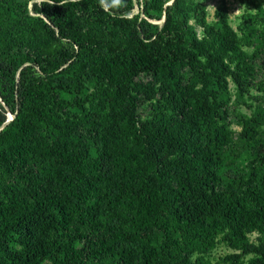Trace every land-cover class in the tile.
<instances>
[{
    "label": "trees",
    "instance_id": "16d2710c",
    "mask_svg": "<svg viewBox=\"0 0 264 264\" xmlns=\"http://www.w3.org/2000/svg\"><path fill=\"white\" fill-rule=\"evenodd\" d=\"M171 1L0 0V264H264V148L228 97L264 71V15Z\"/></svg>",
    "mask_w": 264,
    "mask_h": 264
},
{
    "label": "rangeland",
    "instance_id": "374dc122",
    "mask_svg": "<svg viewBox=\"0 0 264 264\" xmlns=\"http://www.w3.org/2000/svg\"><path fill=\"white\" fill-rule=\"evenodd\" d=\"M201 3L206 10V20L208 25L213 26L217 19L215 13L217 8L225 7L228 13V22L232 30L237 32L238 26H241V17L248 14H257L259 11L264 15V0H196ZM133 7L127 12V16L131 17L133 15L140 13V7L133 0ZM255 6L259 7V10ZM264 20V18L262 19ZM151 25L161 26L160 21H151ZM258 25H264V22L258 21ZM200 34V30L198 32ZM261 63L264 65V57H261ZM259 70L255 79L254 85L252 86L249 95H244L243 97L238 95L237 90L233 84L229 83L228 86V97L231 107V115L229 121L232 123L230 126L231 130L238 134L241 131V126L238 124L241 118H252L257 122L258 130L260 132L259 140L261 141L260 148H264V91H262V86H264V71ZM259 85L261 89H259ZM254 154V149L251 143H242L236 140L234 146L229 148L225 155V160L223 161L224 172H225V182L224 184L231 183L232 181L239 179L244 176L249 171L250 160ZM257 235H249V240L255 242ZM235 253L230 250L226 245L220 244L215 250H213L209 255L205 256V260L210 261L212 264H221V260ZM251 256L246 257L242 260L241 264H246Z\"/></svg>",
    "mask_w": 264,
    "mask_h": 264
},
{
    "label": "water",
    "instance_id": "95a60500",
    "mask_svg": "<svg viewBox=\"0 0 264 264\" xmlns=\"http://www.w3.org/2000/svg\"><path fill=\"white\" fill-rule=\"evenodd\" d=\"M172 2H173V0L170 2L169 5H171ZM140 13H141V11H140ZM163 21H164V19H162V22H163ZM13 118H14V116H12L10 113H7V120H6V122L3 124V126L0 128V130H1L5 125H7L10 121H12Z\"/></svg>",
    "mask_w": 264,
    "mask_h": 264
}]
</instances>
